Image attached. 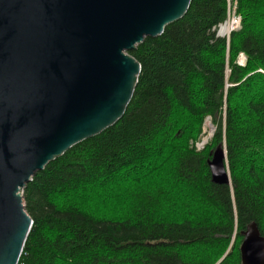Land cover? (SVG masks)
Instances as JSON below:
<instances>
[{
  "label": "trees",
  "instance_id": "1",
  "mask_svg": "<svg viewBox=\"0 0 264 264\" xmlns=\"http://www.w3.org/2000/svg\"><path fill=\"white\" fill-rule=\"evenodd\" d=\"M227 2L191 0L129 51L141 68L123 116L23 189L32 226L17 264H241L240 232L255 222L264 237V0H231L228 39L216 34ZM205 117L214 132L196 151ZM216 147L229 184L211 180ZM107 189L124 197L116 213L95 199Z\"/></svg>",
  "mask_w": 264,
  "mask_h": 264
},
{
  "label": "water",
  "instance_id": "2",
  "mask_svg": "<svg viewBox=\"0 0 264 264\" xmlns=\"http://www.w3.org/2000/svg\"><path fill=\"white\" fill-rule=\"evenodd\" d=\"M190 2L0 0V264L18 263L32 226L23 189L123 116L141 68L129 51L160 36ZM209 154L212 182L229 184L225 151ZM240 235L241 264H264L257 224Z\"/></svg>",
  "mask_w": 264,
  "mask_h": 264
},
{
  "label": "rangeland",
  "instance_id": "3",
  "mask_svg": "<svg viewBox=\"0 0 264 264\" xmlns=\"http://www.w3.org/2000/svg\"><path fill=\"white\" fill-rule=\"evenodd\" d=\"M229 3H230V6H231V9L235 10V2H231V0H229ZM222 25H224V24H222ZM217 30H216V34L218 36H224L221 31L219 32V30L218 31ZM239 62H240V64H243L245 62V57H244L243 54H240L238 56V63ZM213 132H214V126H213L210 118L209 117H205V119L203 120L202 126H201V132H200V134L198 135V137L195 140H190V142H189L190 145L192 147H194L196 151L202 150L206 146V144L209 142L211 136L213 135ZM126 183L129 184L128 182H126ZM121 186H124V183L121 184ZM110 190H113V189H107V190L103 191L102 193H100V195L96 196L95 199L99 203L106 202V205H107L108 204L107 203L108 201L106 200V198L107 197H110L111 199L109 200L110 201L109 204H111V203L114 202V205H113L111 211H113V213H116V212H118V210L116 209V206L119 205V207H123L124 204H125V200H124V197L123 196H120L118 194L119 192L117 190H113L112 191L113 193L115 192L117 198L114 197L111 194ZM101 207H103V206H101ZM102 209H103V211L107 210L108 212L110 210L109 209V205H108L107 208H102Z\"/></svg>",
  "mask_w": 264,
  "mask_h": 264
},
{
  "label": "built area",
  "instance_id": "4",
  "mask_svg": "<svg viewBox=\"0 0 264 264\" xmlns=\"http://www.w3.org/2000/svg\"><path fill=\"white\" fill-rule=\"evenodd\" d=\"M227 10H228V19L234 23V29L232 31H235L237 30L240 26V16L237 15L235 13V10L231 9V6H230V3H229V0L227 2ZM232 11V12H231ZM218 31V30H217ZM229 35L227 36H221V37H225L227 38ZM243 61V60H242ZM240 63V62H239Z\"/></svg>",
  "mask_w": 264,
  "mask_h": 264
},
{
  "label": "bare ground",
  "instance_id": "5",
  "mask_svg": "<svg viewBox=\"0 0 264 264\" xmlns=\"http://www.w3.org/2000/svg\"><path fill=\"white\" fill-rule=\"evenodd\" d=\"M228 17V16H227ZM222 24H219L217 29L219 30V32L221 31L222 34L224 36H227L230 34V32H232V30L234 29V23L231 22L228 18L226 19V21ZM216 29V30H217ZM221 34V33H220ZM204 145V144H203Z\"/></svg>",
  "mask_w": 264,
  "mask_h": 264
}]
</instances>
